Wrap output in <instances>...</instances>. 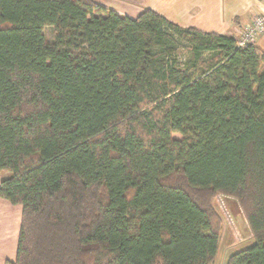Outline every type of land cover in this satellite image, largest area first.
<instances>
[{"label": "trees", "instance_id": "1", "mask_svg": "<svg viewBox=\"0 0 264 264\" xmlns=\"http://www.w3.org/2000/svg\"><path fill=\"white\" fill-rule=\"evenodd\" d=\"M0 173L5 264H212L219 195L252 238L225 264H264V50L147 7L0 0Z\"/></svg>", "mask_w": 264, "mask_h": 264}, {"label": "crops", "instance_id": "2", "mask_svg": "<svg viewBox=\"0 0 264 264\" xmlns=\"http://www.w3.org/2000/svg\"><path fill=\"white\" fill-rule=\"evenodd\" d=\"M102 2L101 5L115 10L120 15L134 17L147 7L180 26H194L202 31L224 34H228L231 29L234 16L244 15L241 19L242 27L255 12L264 11V0H127L124 6L112 5L111 3L106 5L107 3ZM255 44L264 50V30L256 38ZM3 175L6 174L0 173V181ZM20 216L21 205L12 204L0 196V264L13 261L15 258ZM237 216L240 217L239 223L243 226L245 235L246 229L248 230V238L246 237L247 241L231 253L246 247V243L250 244L252 241L244 217L241 213L235 212L236 219ZM225 230L227 233L226 238L223 239L224 246H232L234 242L240 240L241 237H235L231 229ZM221 244L222 238H220L217 256L213 264L216 263ZM231 253H226L221 264L226 263Z\"/></svg>", "mask_w": 264, "mask_h": 264}, {"label": "rangeland", "instance_id": "3", "mask_svg": "<svg viewBox=\"0 0 264 264\" xmlns=\"http://www.w3.org/2000/svg\"><path fill=\"white\" fill-rule=\"evenodd\" d=\"M95 1L99 4L103 3L102 1H104V3H107L106 5H108V3H111L112 5H120V6H124L125 3L127 2V0H95ZM135 2L138 4L137 1ZM240 16L243 18L244 15L243 16L240 15ZM242 24L243 23L241 21H240L239 26H237L235 23L232 24L231 29L229 30L228 34H232L234 36L238 35V33L243 27V26L241 27ZM44 32L46 36L49 38L53 36L51 27H45ZM178 54H179V57H181L185 55V51L182 49L180 50ZM214 206L216 210L218 211L220 217L222 218V226H223L222 232H221L222 244L220 246V251L218 253L216 263L214 264H219V263L221 264L226 253H231L232 251L238 249V247L242 246L247 241L246 237L248 235V230L245 228L247 231L245 235L243 226L239 223L240 217L237 216V219L235 217V212L240 213V211H237L239 209L236 207L235 201L233 199L226 198L223 195H219V197L214 200ZM224 227H226L225 229L227 228L231 229V232H233L235 237L237 238L241 237L240 240H238L237 242H234L232 246H224L223 239L226 238V233H227ZM246 245L248 244L246 243Z\"/></svg>", "mask_w": 264, "mask_h": 264}, {"label": "built area", "instance_id": "4", "mask_svg": "<svg viewBox=\"0 0 264 264\" xmlns=\"http://www.w3.org/2000/svg\"><path fill=\"white\" fill-rule=\"evenodd\" d=\"M264 30V11L255 12L251 19L244 24L236 37V45L244 46L247 43L255 42L259 34Z\"/></svg>", "mask_w": 264, "mask_h": 264}]
</instances>
